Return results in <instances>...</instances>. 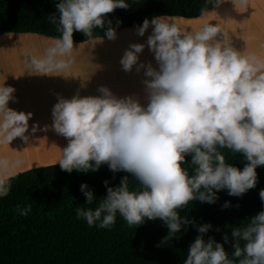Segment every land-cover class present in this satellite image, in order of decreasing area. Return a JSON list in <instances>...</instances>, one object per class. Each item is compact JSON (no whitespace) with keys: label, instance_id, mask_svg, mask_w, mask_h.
<instances>
[{"label":"clouds","instance_id":"clouds-1","mask_svg":"<svg viewBox=\"0 0 264 264\" xmlns=\"http://www.w3.org/2000/svg\"><path fill=\"white\" fill-rule=\"evenodd\" d=\"M128 7L125 0H60L57 14L49 17L59 35L43 56L25 55L28 71L58 75L69 70L76 50L73 33L95 39L94 30L105 27L108 14ZM200 13L205 16L207 8ZM108 24L105 35L115 40L116 30ZM150 27L146 44L156 67L140 61L142 43L131 44L120 60L125 72L134 66L137 73L143 70L146 105L133 96L117 98L101 86L99 96L59 97L52 109V129L68 141L57 162L61 170L87 173L107 165L113 173L134 177V186L128 176L115 187L104 181L106 195L95 208L86 207L97 198L82 183L86 204L76 208L77 219L101 229H111L118 214L129 227L159 219L168 229L166 239H171L182 226L194 224L179 214L190 202L212 204L220 190L242 197L256 187V169L264 166V62L231 47L219 25L185 32L171 18L154 17L145 18L137 34L143 37ZM219 33L223 42L217 40ZM14 91L0 86V144L9 145L17 137L29 140L32 113L8 107ZM36 130L33 126L32 132ZM225 149L243 155L247 163L242 170L226 161ZM189 156L191 174L184 167ZM9 167L8 160H0V198L12 188ZM259 197L264 201V189ZM31 210L30 204L16 207L23 217ZM211 227L196 225L199 235L184 264H264V211L232 229L231 257L223 244L204 239ZM223 239L229 242L227 234Z\"/></svg>","mask_w":264,"mask_h":264},{"label":"trees","instance_id":"trees-1","mask_svg":"<svg viewBox=\"0 0 264 264\" xmlns=\"http://www.w3.org/2000/svg\"><path fill=\"white\" fill-rule=\"evenodd\" d=\"M223 0H125L128 8H117L105 18V27L94 30L95 39L107 38L106 29L116 32L142 26L145 18L180 17L193 19L201 16V8L213 9ZM60 0H0V36L7 33H34L48 38L59 35L56 26L49 22L57 14ZM74 43L88 41L82 32L73 33ZM91 40V39H90ZM226 161L243 169L247 163L240 153L223 150ZM184 165L192 173L191 157ZM255 188L242 197L229 196L227 190L217 192L215 203L192 201L182 210L181 217L194 221L171 239L165 223L148 220L137 227H129L117 215L111 229L89 227L77 219L76 208L86 204L80 185L86 183L97 198L106 195L104 181L109 186L119 185L128 176L131 185L134 177L126 172L113 173L107 165L96 172L87 173L61 170L59 164L32 168L11 176L12 188L7 197L0 198V264H184L190 245L199 235L196 225L210 224L204 235L224 245L231 257L233 252L232 229L244 225L261 211L264 201L259 192L264 189V166H258ZM229 202V207H223ZM31 205L27 217L16 211ZM225 234L229 242H224Z\"/></svg>","mask_w":264,"mask_h":264},{"label":"crops","instance_id":"crops-1","mask_svg":"<svg viewBox=\"0 0 264 264\" xmlns=\"http://www.w3.org/2000/svg\"><path fill=\"white\" fill-rule=\"evenodd\" d=\"M183 31H198L204 25H219L227 34L231 47L246 56H255L264 62V0H223L205 16L193 19L163 16ZM137 27L118 30L117 38L91 39L74 43V63L64 73L41 75L30 73L25 65L26 54L41 57L53 43L48 38L34 33H7L0 36V86L12 87L14 99L8 107L18 112L32 113L29 120V140L25 143L17 137L9 145L0 144V160H8V176L26 170L57 163L61 150L68 141L53 129L52 109L59 97L71 99L80 96H99L98 89L105 86L117 98L133 96L146 105L143 70L137 73L135 66L125 72L120 60L125 50L133 43L145 44L139 54L140 61L156 67L153 54L146 41L152 32L150 27L143 37L137 34ZM224 34L217 40L223 42ZM37 130L33 133L32 127ZM48 127L47 131L43 129ZM19 160L17 167H12ZM0 174L3 170L0 169Z\"/></svg>","mask_w":264,"mask_h":264}]
</instances>
